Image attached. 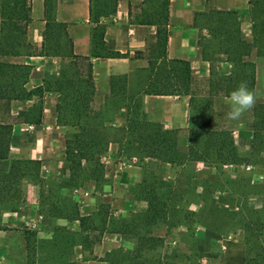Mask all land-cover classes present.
Returning a JSON list of instances; mask_svg holds the SVG:
<instances>
[{
  "label": "trees",
  "instance_id": "1",
  "mask_svg": "<svg viewBox=\"0 0 264 264\" xmlns=\"http://www.w3.org/2000/svg\"><path fill=\"white\" fill-rule=\"evenodd\" d=\"M118 0H89V21L91 27V53L89 56L73 54L71 38L67 34V24L55 19L53 0H44V37L38 55L59 57L61 67L51 72L42 84L30 89L25 87L31 65L22 62L0 60V111L9 110L11 100H35L19 110L17 120L38 124L42 119L43 97L56 95L54 115L60 124L75 127L72 137L66 139L64 162L68 171V181L77 185L85 177L97 180L101 173L99 157L109 143L117 142L127 153L140 158L153 157L168 164H184L202 161L204 163H237L239 155L228 128L219 127L212 117V98L197 96L191 88V67L189 61L166 56L168 38V0H156L146 16L137 19L139 23L155 25L152 36L147 39V79L142 90L127 93L126 76H111L109 95L115 104L125 109L123 123L117 127L108 124L105 113L92 109L91 102L95 92L90 57L123 56L124 53L105 48L103 40V17L115 11ZM250 37L242 38L235 10L210 8L195 14L193 24L205 28L208 38L198 40L202 45V57L213 60V54L222 53L231 64L227 74L211 78L208 90L228 97L240 84L251 91L255 85V65L250 59L252 50L264 56V1L247 0ZM201 23H198V18ZM29 0H0V55H32L25 44L26 32L30 23ZM211 76L214 73L210 68ZM148 95H188L190 109L187 144L180 145L174 129H165L158 122L144 121L138 117L140 96ZM105 110L104 112H106ZM253 120L250 123V144L252 148L264 150V98L254 102L251 107ZM12 122L0 115V159L8 158ZM94 162L93 166H88ZM264 163V159H263ZM41 161L31 158H11L6 171L0 172V210L18 205L24 201L22 179L28 177L40 183ZM142 199L146 208L130 217L110 218L108 232L118 233L122 239H134V247L122 257L107 256L109 264H177L154 256L149 258L144 251L162 246V238L151 232L150 227L168 219V201L157 192L152 184L145 185ZM47 216L77 220L78 227L86 224V216L65 214L52 206ZM249 258L247 264H264V240L262 239L263 220L258 213L247 218L243 226ZM106 231V228L103 229ZM28 243V237H27ZM29 250L27 246V251ZM118 248L117 251H120ZM72 264L64 260L55 264Z\"/></svg>",
  "mask_w": 264,
  "mask_h": 264
},
{
  "label": "rangeland",
  "instance_id": "2",
  "mask_svg": "<svg viewBox=\"0 0 264 264\" xmlns=\"http://www.w3.org/2000/svg\"><path fill=\"white\" fill-rule=\"evenodd\" d=\"M247 23L248 14L245 11V32H248ZM26 40L32 45L22 50H31L34 44L33 36L27 37ZM212 56L214 59L225 57L218 52ZM260 56L263 57L252 50L250 59L255 66L261 59ZM259 74L252 91L255 101L264 98V70L259 68ZM204 85L205 83L201 82L194 84L193 92L197 96H208V89L203 88ZM103 94L102 89L97 92L94 106L103 111L107 110L105 115L109 118L108 124L115 126L122 123L123 118L119 106L114 103L115 98L106 95L103 97ZM226 100L221 97L212 98V117L214 123L219 126L225 125L233 129L232 137L239 139L240 143L236 145L239 155L237 163L224 167L219 163L206 162L200 169L195 162L170 165L154 158L140 159L137 154L127 153L118 144L112 143L99 157L101 173L97 180L85 177L84 174L77 185H71L64 162L55 164L51 170L48 169L47 176L41 177L40 183L24 177V201L0 210V228L16 240L20 235L24 237L25 248H29L25 264H55L64 260L71 261L72 264H93L92 261H96L97 257L102 260L112 253L122 257L134 247L135 240L122 239L119 234L117 235L120 238L115 236L107 231L110 225L103 228L102 222L108 223L110 218L130 217L143 211L145 201L142 196L145 185L152 184L154 189L167 199L170 214L166 222L159 221L150 227L153 234L161 236L163 245L144 251L143 256H160L163 259L162 254L166 251L173 258L163 260L177 264H224L223 252L231 248L238 237H241L245 247L243 226L247 218L256 212L264 219V207H255L257 197L251 195L263 190L264 181L253 180V175L246 173L249 169L245 168L246 164L254 168L258 165L264 167V150H257L252 148L251 144H245V140L249 141V133L251 136L250 123L253 114L250 108L242 114L239 121L227 119L230 107ZM66 125L63 132L68 136L73 128L69 124ZM189 126L186 122L177 128L176 133L183 147L187 144ZM63 148H53L54 159L63 161ZM130 155H136L140 159L136 168H119L118 162ZM93 164L94 162H89L87 165ZM134 175L137 177L133 180ZM114 176H123L120 179L122 181L126 180L125 178L131 179L123 181V185L119 186L118 183H113ZM114 185L121 192L118 199L130 206L126 211L117 210L119 205L110 201L109 188ZM52 206L58 207L65 214L86 216V224L79 228L76 222L68 220L65 224H50L47 229L37 232L36 226L31 222L39 218L36 214L47 216ZM11 220H14L16 227L10 225ZM105 228L106 231L103 230ZM206 228L212 231V235H207L204 239L200 234L204 233ZM103 236H106L104 240ZM262 239L264 240V230ZM77 248L83 251L82 256L74 259ZM118 248L121 250L117 251ZM116 262L118 264L119 261ZM126 262L124 261V264Z\"/></svg>",
  "mask_w": 264,
  "mask_h": 264
},
{
  "label": "crops",
  "instance_id": "3",
  "mask_svg": "<svg viewBox=\"0 0 264 264\" xmlns=\"http://www.w3.org/2000/svg\"><path fill=\"white\" fill-rule=\"evenodd\" d=\"M53 2V14L55 19L67 24V34L71 38L73 54L89 56L92 49V24L89 21V0H53ZM156 2V0H118L115 11L101 19V22L104 25L103 40L105 48L110 51L124 53V55L117 57H90L95 86V92L91 102L93 110H99L102 113L107 112L95 107L94 101L97 96V92L100 89L104 92L103 97H105V95L111 97L109 95L111 76H126V88L127 93L129 94L136 95L142 90L148 73L146 58L147 39L154 34L156 27L152 24L139 23L137 19L146 16L148 11L150 12L151 6ZM29 4L31 21L27 27L25 44L30 47L32 44L31 42H27L26 39L27 37L30 38V36H33V48L29 50L32 51L33 54H20L16 56L0 55V60L22 62L32 66L28 79L25 83V87L27 89L42 84L45 76L51 72H56L61 67L59 57L42 56L37 54L44 37V0H29ZM210 8L235 10L237 13L236 20L238 21L242 38L245 39L246 35L250 36L249 16L247 23L248 32H245V11L248 14L247 0H168V38L166 44V56L168 58H179L189 61L191 67L192 90H194V84L200 82L205 83L203 88L208 89V84L211 78L217 75L227 74L231 69V64L225 60V57L216 58L211 61L202 57V45L199 44L198 40L200 39L203 42L204 38H208L209 35L205 28L195 26L193 24V20L196 13L206 11ZM197 18L198 23H201V18L199 16ZM218 54L223 56L222 53L218 52ZM16 58L20 60H15ZM260 58L261 59H259V62L256 63L255 66V82H257L258 77L260 76L259 68L264 70V56H260ZM211 67L214 72L212 76L210 73ZM207 93L211 98L221 97L227 99V97L222 96L219 93L210 92L209 90H207ZM188 98V95L178 94H142L140 96L138 117L144 121L158 122L163 126V128L174 129L177 132V128L183 126L186 122L189 123L190 109ZM34 100L35 97L26 101L14 99L9 102V110L7 113L3 114L0 111V115H2L7 121L12 122V133L9 141V155L8 158L0 159V172L8 169L11 158L39 159L41 161L39 169L40 177L47 176V170L53 169L55 164L64 162L63 152V161L60 159H54L55 153L53 148L60 146L64 147L66 139L72 137L75 127L69 124L73 128L72 133L68 136L64 135V126L67 125L60 124L56 120L54 115L56 95L54 93L47 94L43 97L42 119L40 123L34 124L18 121L17 115L19 110L25 108ZM118 108L120 114L123 115L125 112L124 107L119 106ZM122 123L115 126H112L111 124L109 125L117 127ZM219 127L228 128L231 135L234 133V130L228 126L220 125ZM248 139L249 141L245 140V144H247V146L250 145V133L248 135ZM233 141L235 145L240 143L239 139L236 140L234 137ZM112 143L118 144L117 142H111L109 145ZM131 157H135L136 160L129 164L128 162H126L125 165L121 164V161H126ZM139 158L136 155H130L127 158L120 160L118 162V167L129 169L136 168V163L142 159ZM143 158L144 160H147L149 158L152 159L153 157ZM46 159L48 161H46ZM156 160L158 162L160 161L158 159ZM193 162H195L198 169L203 167L204 162ZM231 164L234 163H222L221 165L226 167ZM245 168L249 169L246 170L248 171L246 173H251V175H253V180L255 179L258 182L264 181L263 165H258L254 168L252 165L250 166L249 164H246ZM122 177L123 176H114L113 183H118L119 186H122L124 183L123 181H130L131 179L125 178L126 180L122 181L120 180ZM136 177L137 176L134 175L132 179L134 180ZM109 189V195L111 197L110 201H115L116 204L119 205L117 210L126 211L130 206H127L124 202L118 199L121 192L118 191L115 185ZM74 190L77 191V189ZM256 193L257 194L255 195L251 194L253 197H257V204L255 207H264V188L262 191H258ZM145 208L146 203H144L143 209ZM36 215L39 218H35L31 223L36 226L37 232H40L41 229H47L50 224H65L68 221L66 219L55 218L52 216H44L41 214ZM262 220L264 230V219ZM73 221L76 222V225L78 226V221ZM10 222L11 226L16 227L14 220H11ZM210 233H212V231L206 228L204 233L201 232L200 235H203L204 239H206L207 235H212ZM113 234H115V236H119L117 235L118 233ZM105 237L106 236H103L102 240H104ZM222 242L224 244V240ZM234 242L236 243H232L233 245L231 248L223 252L224 264H247L249 258L247 243L245 242L244 247V242L241 237H238V239ZM25 243L26 241L23 236H18L16 240L11 236L6 235L5 230L0 228V264H25L27 255ZM197 246L201 247V245ZM223 247L225 246L223 245ZM82 252L83 251L80 248H77L74 252V259H78L82 256ZM100 258L97 257L96 261H92L94 262L93 264H107L105 258L102 260ZM162 258L171 259L173 257L164 251Z\"/></svg>",
  "mask_w": 264,
  "mask_h": 264
},
{
  "label": "clouds",
  "instance_id": "4",
  "mask_svg": "<svg viewBox=\"0 0 264 264\" xmlns=\"http://www.w3.org/2000/svg\"><path fill=\"white\" fill-rule=\"evenodd\" d=\"M254 102L253 92L245 84H240L227 97L226 103L230 107V111L227 112V119L239 121L242 114L250 109Z\"/></svg>",
  "mask_w": 264,
  "mask_h": 264
},
{
  "label": "built area",
  "instance_id": "5",
  "mask_svg": "<svg viewBox=\"0 0 264 264\" xmlns=\"http://www.w3.org/2000/svg\"><path fill=\"white\" fill-rule=\"evenodd\" d=\"M135 160H136L135 157H131V158L127 159L126 161H125V160L121 161V164H122V165H125L126 162H128V164H129V163L134 162Z\"/></svg>",
  "mask_w": 264,
  "mask_h": 264
}]
</instances>
